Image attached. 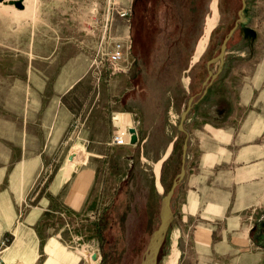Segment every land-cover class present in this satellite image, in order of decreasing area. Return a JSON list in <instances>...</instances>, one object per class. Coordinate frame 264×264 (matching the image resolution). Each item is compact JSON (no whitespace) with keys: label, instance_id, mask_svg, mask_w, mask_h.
Segmentation results:
<instances>
[{"label":"rangeland","instance_id":"374dc122","mask_svg":"<svg viewBox=\"0 0 264 264\" xmlns=\"http://www.w3.org/2000/svg\"><path fill=\"white\" fill-rule=\"evenodd\" d=\"M222 1L229 9L222 18L220 0H96L95 6L75 0L35 1L30 20L23 16L18 20L17 9L0 3L2 264L4 260L8 264H140L159 225L160 202L170 186L173 158L178 159L176 145L179 148L185 140L186 174L171 199L173 220L157 264H236L240 256L232 251L227 261L204 260V253L191 241L198 225L219 227L222 233L227 228L230 236L257 223L250 214L248 219L247 213L232 212L233 203L225 213L213 207L212 214H207L209 204L220 197L208 195L207 206L204 203L205 189L207 194L210 188L223 190L220 171L228 169L225 163L249 156L241 153L243 147H250L251 161L264 160V130L249 142H240L237 136L244 124L242 114H256L255 125L262 123L264 129V0H244L242 24L250 32L244 38L237 29L227 43L230 52L226 51L221 76L226 73L224 82L232 83L226 92L233 115L218 123L224 110L216 108L220 90L214 81L209 94L202 96V72L217 69V64L207 68L206 62L216 56L220 37L236 23L242 4V0ZM178 5L183 6L179 14ZM123 10L128 17L121 16ZM220 18L228 28L214 32ZM209 19H214V25L207 44L198 51ZM29 31L35 32L31 49ZM69 41L78 46L66 45ZM117 42L125 47L122 71L100 75L96 64ZM188 53L190 64L195 61L190 69L185 66ZM84 60L88 65L85 80H92L91 84L75 89L69 104L80 112L95 100L93 116L83 113L84 128H73V121L61 148L32 147L36 134L29 129L34 130V103L46 87L43 80H78ZM109 80H125L126 93L118 87L111 93ZM190 97L194 108L182 132L178 130L180 113ZM120 114H132L129 130H136L135 145L110 144L119 130V122L113 119ZM74 153L85 155L77 165L94 164L97 172V185L78 212L67 210L60 198L47 193L61 162ZM163 157L157 177L155 167ZM43 201L46 211L37 219L33 210ZM220 239L215 237L212 253L229 247ZM85 251L96 254L97 260H87ZM17 253V260L12 259ZM237 262L248 264L246 256Z\"/></svg>","mask_w":264,"mask_h":264},{"label":"crops","instance_id":"0c3cea01","mask_svg":"<svg viewBox=\"0 0 264 264\" xmlns=\"http://www.w3.org/2000/svg\"><path fill=\"white\" fill-rule=\"evenodd\" d=\"M35 1H38L41 4H45L46 2V0H23L24 9L17 10L18 20L20 19V16H23L28 20L33 19L31 5H33ZM75 1H83V4L86 3L91 6H95L97 4L96 0ZM29 33H31V38L29 36V49H31V39L32 37H35V32L29 31ZM66 45H72V47L78 46L71 41L67 42ZM81 51L83 52L84 50L82 49ZM193 62L195 63V61ZM87 68L88 65L84 60L82 64V74L78 80H43V85L46 87L44 92L40 93V98L38 97L34 103L35 116L34 120L31 122V125L34 126V130L29 129L30 132H35L36 134L32 140L33 143L35 142V144H32V147L36 149L61 148L66 142L65 136L69 132V128H71L70 126L73 124V121V128L74 125L84 128L87 120L84 119L85 116L83 113L87 112V116H89L95 112V100L91 101V105H87L88 107H86V111L84 109L85 107H83L80 109V112L73 108L71 109V104H69V102H72L70 98L75 96V89L80 86H89V84H91L90 81L92 80H85L87 77ZM50 83L52 84V87ZM224 83L227 88L232 85L231 80H225ZM47 85H50V87ZM108 86L111 93H113L117 87L119 91L123 90V93H126L127 90L125 80H109ZM41 99H43L44 104ZM235 100L238 99L235 97ZM128 115L130 114L116 115L119 119L114 118L113 121L119 122L117 128L122 129V127H127L129 130L132 114L130 116ZM232 115L233 111H231V114L227 119H229ZM255 116L256 114L241 115L240 118H242V122L244 124L237 132L240 142H249L257 137V133H261V131L264 130L261 129L262 123L255 125V123H257V121L254 120ZM79 117H84L82 122L79 121ZM126 121L129 123L127 124ZM126 142L131 145L130 136H127ZM242 149H244V151L241 153H245L247 155L249 154V156L246 158L238 156L236 162L225 163L228 166V169L220 171V177H223V190L217 191L210 188L209 194H207L205 189L204 203L205 206H207L206 197L209 195V197L212 198L214 195L216 197H220V199L216 201L215 204H209L206 208V210H209L206 211L207 214H212L213 207L216 212L225 213L227 211V207L233 203L232 212L239 214L247 213L245 217L248 219L250 217V220L256 218L257 223L255 226L258 228L257 235L254 237L256 243L250 235V231L254 228L252 226L242 227L241 234L238 235V231H235L229 236L227 228H224V232L222 233L219 232L221 229L219 227L211 225L205 227L198 225L195 227L196 231L193 232L194 235H192L191 241L196 250L204 253V260L227 261L229 260L230 251H232L240 256L235 259L236 264H238L237 261L243 260L245 256L247 257L248 264H264V168H261V164H264V160L262 163L255 162L254 160L251 161V157L253 156L250 155V147H243ZM76 156L74 153L65 157V159L61 162L62 165L60 166V171L53 176L49 189H47V193L51 197L60 198L66 209L74 212L80 211L83 207L85 208L87 201L91 197L93 188L97 185V172L95 170V165L89 163L79 166L76 162L84 161L85 155H83V153H79L78 156ZM68 158H72L71 165L67 162ZM244 158L247 160L244 161ZM33 164H38L37 160L34 161ZM211 174L212 173L210 172V175ZM99 190H101L100 187ZM45 209L44 201L40 206L34 208L33 213L37 215V219L41 218V214L46 211ZM217 209L219 211H217ZM90 212L92 213V210ZM249 214L250 216L248 217ZM215 237H220V242L223 244L228 243L229 247L221 248L220 250L212 253V250L215 248ZM82 254L90 261L92 256L91 254L86 251L82 252ZM19 256L20 253H17L12 257V259L17 260ZM22 259L23 258H20L19 261H22ZM3 264L8 263L4 260Z\"/></svg>","mask_w":264,"mask_h":264},{"label":"water","instance_id":"95a60500","mask_svg":"<svg viewBox=\"0 0 264 264\" xmlns=\"http://www.w3.org/2000/svg\"><path fill=\"white\" fill-rule=\"evenodd\" d=\"M0 3L7 4L9 6H13L17 10H23L24 5H23V0H15V1H9L5 2V0H0ZM245 10V2L242 0V7L238 11L237 15V21L234 24L233 28L228 32L227 36L223 39L222 44L220 45L219 52L218 54L209 60L206 63V67L209 68L210 65L217 63L218 64V69L215 73L208 71L207 77L205 81L203 82L202 86L204 87V91L202 96H204L207 92V89L210 87L212 82L217 78L219 73L221 72L223 63H224V57L226 55L227 51V43L233 36L234 32L238 29L239 25L243 23V11ZM198 61V60H197ZM192 64L189 65V69L192 67L194 62H191ZM194 98L190 97L187 101V106L185 110H183L180 113V122L178 125V130L185 132L184 131V122L187 118V115L189 111L191 110L193 104H194ZM130 134V144L135 145L138 142V136L136 133L135 129H130L129 130ZM187 140H185L183 146H182V154H181V169L180 172L176 175L175 180L172 183V186L170 190L167 192L165 196L162 197L161 202H160V208H159V225L157 229L151 234L149 241L147 243L145 252L143 254L142 260L140 264H157L158 256L160 249L162 247V244L165 240L166 234L169 230L170 224L173 220V213L171 209V199L173 197L175 189L178 187V185L181 183V181L184 179L186 171H185V160H186V153H187ZM68 164H72V158H68L67 160ZM91 261H96L97 260V255L92 254L91 256Z\"/></svg>","mask_w":264,"mask_h":264},{"label":"trees","instance_id":"16d2710c","mask_svg":"<svg viewBox=\"0 0 264 264\" xmlns=\"http://www.w3.org/2000/svg\"><path fill=\"white\" fill-rule=\"evenodd\" d=\"M138 0H136V2H137ZM226 2V1H225ZM240 2H241V0H240ZM219 13L221 14V18L222 17H224V14H225V11H229V9L227 8V4L226 3H224L222 0H220V2H219ZM241 7H242V4H241V6H240V8L236 11V20H237V18H238V15H237V13H238V11L241 9ZM226 9V10H225ZM176 10V13H181V11L183 10V6L181 5H178V7L175 9ZM221 18H220V21H219V24H218V26L214 29V32H217V31H220V30H226L227 28L226 27H224V22L222 23V21H221ZM234 24L235 23H233V25H231V27H229L225 32H223V34H222V36L220 37V40H219V44H218V47L220 48V45L222 44V41H223V39L227 36V34H228V32L233 28V26H234ZM245 29H246V27H245ZM213 32V33H214ZM249 32H250V29H247V34H249ZM197 46V45H196ZM219 48H218V51H217V54H218V52H219ZM196 49V48H195ZM228 49H229V44L227 45V51H228ZM230 51H228L227 53H229ZM216 54V55H217ZM192 55H191V53H188V61L185 63L186 65L185 66H187L186 68H188L189 66V64H190V62H189V60H190V57H191ZM203 58V57H202ZM201 58V59H202ZM209 61V60H208ZM207 63V62H206ZM196 66V65H195ZM194 68V67H193ZM207 73H208V71L206 70V68L204 69V72H202V74H201V76H200V78H201V83H200V85H202L203 84V82L205 81V79H206V77H207ZM222 74V73H221ZM221 74L218 76V78L214 81V83L215 84H217L218 85V88H219V90L220 91H217L218 93H219V96L217 97V99H216V108L217 109H221V110H224V114H223V116H222V118H221V120L218 122V123H222V122H225L226 120H227V118L230 116V114H231V111H232V108H231V106H230V101H229V98H228V95H227V92H226V90H227V87H226V84L224 83V79H225V76H226V73L225 74H223L222 76H221ZM213 83V84H214ZM190 86L192 85V83L190 82V84H189ZM194 86V85H193ZM209 88H208V90H207V94H209ZM202 91H203V87H202V89H201V92L200 93H202ZM194 93V92H193ZM192 93V94H193ZM227 96V97H226ZM194 107H192L191 109H193ZM194 112V111H193ZM201 117H204V116H201ZM206 118V117H205ZM178 146H179V144H177L176 145V151H177V157H178V159H176V158H173V161L176 163L175 165H174V170H173V173H172V176H171V182H170V186H169V184H168V189H166L167 191L165 192V195L167 194V192L170 190V188H171V186H172V183H173V181L175 180V177H176V175L180 172V169H181V166H182V163H181V154H182V146H183V143H182V145L178 148ZM163 172H164V170L162 171V174H163ZM163 179V178H162ZM163 181V180H162ZM164 184V183H163ZM164 195V196H165ZM257 230H258V228L257 227H254L251 231H250V235H251V237H253V239H254V237L257 235ZM254 242L256 243V241H255V239H254Z\"/></svg>","mask_w":264,"mask_h":264},{"label":"built area","instance_id":"2783aa9c","mask_svg":"<svg viewBox=\"0 0 264 264\" xmlns=\"http://www.w3.org/2000/svg\"><path fill=\"white\" fill-rule=\"evenodd\" d=\"M122 17H128L129 12L126 10H123L121 13ZM125 47L122 43L117 42L114 43L108 54L106 55V58L101 60L99 63L96 64V68L98 69V72L105 73L108 72L110 75H114L118 72H121L123 69V64L125 61ZM100 81V80H95ZM119 129L116 133H114L111 137V144L117 145V146H123L127 144L126 138L127 136V127L126 128H117ZM0 264L2 262L0 261Z\"/></svg>","mask_w":264,"mask_h":264},{"label":"bare ground","instance_id":"6f19581e","mask_svg":"<svg viewBox=\"0 0 264 264\" xmlns=\"http://www.w3.org/2000/svg\"><path fill=\"white\" fill-rule=\"evenodd\" d=\"M9 1H15V0H9ZM9 1H5L6 3L7 2H9ZM17 1V0H16ZM3 4V3H2ZM5 5V4H4ZM7 5V4H6ZM7 6H9V5H7ZM214 25V19L212 20V19H209L208 21H207V23H206V26H205V34H204V38H202V42L200 43V45L198 46V51H200L201 50V48H202V45H203V43L205 44V42H206V44H207V42H208V37H209V35H208V33L211 31V29H212V26ZM171 149V148H170ZM170 149H168V151H167V153H166V155H165V157H167V155H168V153L170 152L169 150ZM165 157H163L162 159H161V161L159 162V164L155 167L156 169H155V172H156V175H157V177H158V174H159V170H160V166H161V163H162V161L165 159ZM155 175V176H156ZM157 186H158V189L161 191L162 190V187H161V185L158 183L157 184ZM157 188V187H156Z\"/></svg>","mask_w":264,"mask_h":264},{"label":"flooded vegetation","instance_id":"af4514ba","mask_svg":"<svg viewBox=\"0 0 264 264\" xmlns=\"http://www.w3.org/2000/svg\"><path fill=\"white\" fill-rule=\"evenodd\" d=\"M243 27H245V26H244V24L241 23V24L239 25V27H238V30L240 31V33H242V36H244V38H245V35L247 34V31H245V29H244ZM244 34H245V35H244ZM204 50H205V49H204ZM203 52H204V51H203ZM225 58H226V57H224V63H223V66H222V69H221V72L219 73V75L224 71V68H225V62H226V59H225ZM215 64H217V63H215ZM217 69H218V64H217ZM217 69H216V71H217ZM216 71H215V72H216ZM215 72H214V73H215ZM219 75H218V76H219ZM218 76H217V78H218ZM217 78H216V79H217ZM216 79H215V80H216ZM162 177H163V174H162ZM162 177H161V182H162ZM159 181H160V180H159Z\"/></svg>","mask_w":264,"mask_h":264}]
</instances>
